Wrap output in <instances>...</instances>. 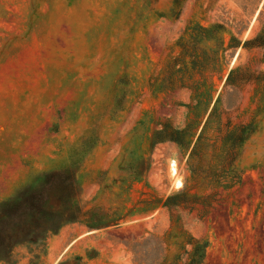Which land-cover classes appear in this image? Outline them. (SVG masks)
<instances>
[{
    "label": "rangeland",
    "instance_id": "obj_1",
    "mask_svg": "<svg viewBox=\"0 0 264 264\" xmlns=\"http://www.w3.org/2000/svg\"><path fill=\"white\" fill-rule=\"evenodd\" d=\"M260 33L264 0H0V264H264Z\"/></svg>",
    "mask_w": 264,
    "mask_h": 264
},
{
    "label": "trees",
    "instance_id": "obj_2",
    "mask_svg": "<svg viewBox=\"0 0 264 264\" xmlns=\"http://www.w3.org/2000/svg\"><path fill=\"white\" fill-rule=\"evenodd\" d=\"M245 46H249V45H258V46H262L264 45V33H260L258 34L254 39H250V40H247L244 44ZM182 133V131H176L174 134L175 136H178ZM172 140H175V141H179L181 142L182 139H179L178 137H173ZM171 198H168V201L170 200ZM167 201V202H168ZM82 218L81 216V212L80 211H76V212H71L69 213L68 215L64 214V218H63V223H68V222H78L80 221ZM63 225V224H62ZM61 227V226H60ZM59 227V228H60ZM58 230V229H57ZM57 230H55V232H57ZM46 240V238H45Z\"/></svg>",
    "mask_w": 264,
    "mask_h": 264
},
{
    "label": "bare ground",
    "instance_id": "obj_3",
    "mask_svg": "<svg viewBox=\"0 0 264 264\" xmlns=\"http://www.w3.org/2000/svg\"><path fill=\"white\" fill-rule=\"evenodd\" d=\"M172 170H175V168L173 167Z\"/></svg>",
    "mask_w": 264,
    "mask_h": 264
}]
</instances>
